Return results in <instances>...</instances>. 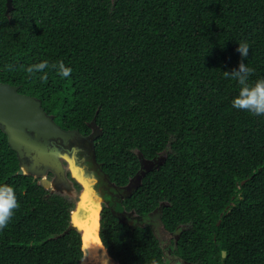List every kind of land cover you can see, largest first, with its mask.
I'll return each instance as SVG.
<instances>
[{"label": "trees", "instance_id": "16d2710c", "mask_svg": "<svg viewBox=\"0 0 264 264\" xmlns=\"http://www.w3.org/2000/svg\"><path fill=\"white\" fill-rule=\"evenodd\" d=\"M7 10L0 0L1 83L40 100L63 128L99 126L97 157L112 182L137 173L139 153L165 157L144 188L147 211L166 203L174 255L264 264V117L233 108L240 85L223 76L247 42L249 83L264 78V0H13ZM44 60L71 75L26 72ZM18 170L0 129V186L20 205L0 230V264H78L81 234L65 233L74 204ZM101 239L119 264H168L151 227L132 231L109 209Z\"/></svg>", "mask_w": 264, "mask_h": 264}, {"label": "flooded vegetation", "instance_id": "af4514ba", "mask_svg": "<svg viewBox=\"0 0 264 264\" xmlns=\"http://www.w3.org/2000/svg\"><path fill=\"white\" fill-rule=\"evenodd\" d=\"M88 126L90 132H88V130L81 132L80 129H67L60 126L64 131H77V133L67 139H50L47 146L48 153L53 151L58 155V159L65 170L66 178L72 187V189H70L72 190L71 193H68V188L65 187L59 186L57 187V190H54L53 187L46 189L42 185V181L44 179L52 183L57 178L53 171L42 164V161L40 163V167H37L36 170L40 173V175H43V177L32 175L31 172L27 171H25V174L22 176L33 177V179L36 180V183L48 192L47 197L57 195L68 200L70 203H73L74 210H76L77 203L80 202L81 196L86 191V193L90 196L89 199L92 200V203H89L90 207L95 204L94 206L97 212L100 201L101 210H99V212L101 216V229L103 213L106 209H109L119 224L128 227L132 231H135L139 227L145 228L149 226L156 234L154 227L159 225L163 232L169 236L168 244L166 246L162 244V241L157 237L166 254L167 263L187 264L185 261L173 254V243L176 245L180 237L167 231L162 224L160 213L162 212L161 208H163L166 203L160 202L156 209L147 211V199L145 198L147 193L144 188V179L148 173L143 176L142 181L139 184L136 181V177L142 174L141 163L137 173L130 177L126 184L119 185L116 182H112L108 173L104 169L105 164L99 160L96 152V146L100 136L102 135V130L99 126H96L94 122L88 123ZM41 141L44 140L41 139ZM18 162L19 172L21 169L19 159ZM34 162H36V159L32 157L25 158V160L23 159V163L28 167H32ZM74 174L78 179L74 177ZM89 212V209L86 211L82 210L79 215L80 218L84 220L88 217L90 218L91 214Z\"/></svg>", "mask_w": 264, "mask_h": 264}, {"label": "water", "instance_id": "95a60500", "mask_svg": "<svg viewBox=\"0 0 264 264\" xmlns=\"http://www.w3.org/2000/svg\"><path fill=\"white\" fill-rule=\"evenodd\" d=\"M12 3L13 0H7V13H10L12 10ZM0 129L6 134L10 148L17 154L20 161L21 169L17 175L22 176L25 174V171H27L31 172L32 175L43 177V175H40L36 170L37 167H40L42 161V164L53 171L57 176L56 180L52 183L44 179L42 185L46 189L53 187L54 190H57L59 186L65 187L68 188L67 192L71 193L72 190L70 189H72V187L66 178L65 170L58 159V155L53 151L48 153L47 146L50 139H67L77 133V131H64L56 124L54 117L46 113L40 100L20 94L18 92V87L1 82ZM40 138L44 141H41ZM138 155L142 171V174L136 177V181L139 184L143 176L154 169L160 168L165 161V157L148 160L145 159L142 154L139 153ZM29 157L36 159L32 167H28L23 163V159L25 160V158ZM74 177L78 179L75 174ZM89 197L90 196L85 191L80 198V202L77 203L76 210L71 213L70 227L65 232L67 234L69 230L72 229L81 234L84 254L78 264H119L110 255L108 248H106L100 236V201L97 212L94 206L95 204L90 207L89 203H92V200H90ZM88 209L91 212V216L87 218L89 221L85 222L79 218L78 214L80 215L82 210L86 211ZM218 225H220V223H218ZM90 227L92 231L88 232ZM223 257H226L225 252H223Z\"/></svg>", "mask_w": 264, "mask_h": 264}, {"label": "clouds", "instance_id": "9594fccd", "mask_svg": "<svg viewBox=\"0 0 264 264\" xmlns=\"http://www.w3.org/2000/svg\"><path fill=\"white\" fill-rule=\"evenodd\" d=\"M11 9H13V3ZM7 15H9V13H7ZM249 47L250 46L247 42L238 43V48L236 50L242 58L238 69H234L231 72L224 71L223 76L225 79L237 81L240 85L239 94L233 99L232 107L237 110L246 111L254 116L264 117V78L258 79L253 84H250L249 78L254 70L243 62V60L249 55ZM5 67L8 71L14 70L12 65H6ZM48 68L57 70V74L61 78H68L72 71L64 65L63 61H58L55 64L49 65L48 61L44 60L40 63L28 66L26 72L30 76H34L37 73L44 72L45 69ZM40 79L46 80L47 74L45 73L42 75ZM19 207L20 205L17 202L14 189L8 185L0 186V230L7 227L15 210L19 209ZM73 211L74 209L71 210V213ZM152 264H157V262L154 260Z\"/></svg>", "mask_w": 264, "mask_h": 264}, {"label": "rangeland", "instance_id": "374dc122", "mask_svg": "<svg viewBox=\"0 0 264 264\" xmlns=\"http://www.w3.org/2000/svg\"><path fill=\"white\" fill-rule=\"evenodd\" d=\"M89 213H91V212H89ZM79 216V215H78ZM79 218H80V216H79ZM82 219V218H81ZM83 220V219H82ZM85 222H88L89 221V219H85L84 220ZM154 230H155V232H156V234H157V237L162 241V244H164L165 246L168 244V239H169V236L165 233V232H163V230L160 228V226L159 225H156V227H154ZM90 231H92V229L91 228H89L88 229V232H90ZM163 245V246H164ZM104 264V263H103ZM109 264V263H108Z\"/></svg>", "mask_w": 264, "mask_h": 264}]
</instances>
